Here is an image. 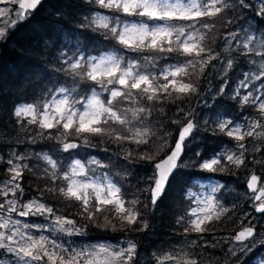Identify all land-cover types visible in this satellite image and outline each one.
<instances>
[{"label":"trees","instance_id":"trees-1","mask_svg":"<svg viewBox=\"0 0 264 264\" xmlns=\"http://www.w3.org/2000/svg\"><path fill=\"white\" fill-rule=\"evenodd\" d=\"M229 2L233 7L227 10L221 19L213 17L208 21L213 25L211 32H217L218 39H222L231 31L247 12L245 8L239 6L237 0H229ZM107 12L108 10L100 8L94 0H44L36 10L28 13L25 19L7 30L0 40V182L11 176L8 159H12L16 165L21 166L22 177L17 182L23 190L22 194L19 193L25 200H39L50 207L52 213L74 221L75 224L71 226L81 229L82 234L91 241L117 242L127 239L138 249L143 248L150 252L154 249L152 246L155 243L152 240L154 237L178 235L183 229L177 227L175 222L176 217L185 209L181 204L184 197L183 190L188 187L191 177L201 175V172H197L195 168L193 174L189 172L182 174L176 170L161 199L155 205H151L148 188L151 184L149 177L153 172V164L170 151L179 131L189 120L198 127L197 122L205 114L211 116L216 111H222L225 115H231L236 110L237 104L229 96L219 94L213 98L209 97L214 95L221 83V80H216V71L220 64L212 60L204 68L203 73L200 71V65L197 64L195 69L189 67L188 76L180 78L184 82L196 85L197 92L194 94L181 99H175V93L168 99H164L163 94H160V99L152 102L137 97L138 104L122 100L121 105L116 106L121 111L124 108L144 107L149 112L143 114V120L133 119L131 113H127L130 121L127 126L110 122L105 128L112 132V135L89 137L88 147L83 146L82 137H78L75 133L66 136L59 126L43 130L37 124H29L25 119L17 120L13 114L17 105H41L59 88L67 89L72 99L78 102H83L87 95L96 89L98 84L81 79L69 69L68 65L77 54L87 58L111 51L122 57L123 61L145 56L156 57L152 61H156L153 66L148 61L142 63L144 73L153 76L157 74L158 61L164 56L171 57V61L193 59L178 55L176 52H157L159 53L157 56L156 52H134L124 48L112 38L111 33L106 35L105 30L95 29L89 22L92 14H107ZM116 16L127 17L122 13H112L110 17ZM249 16L252 15L246 17ZM253 19L256 28L264 32V23L254 15ZM201 34L205 36V31L203 30ZM218 39L214 42L205 39L204 43L218 53L222 41ZM235 67L234 64L232 68H227L226 75L232 72L228 75L230 81L237 78L236 73H233ZM156 82L159 84V81ZM226 87L228 90L230 85ZM133 92L135 94V90ZM208 125L209 127L206 124L198 127L195 131L199 137V144L195 148L200 155L195 156L194 149L189 147L183 152L182 158L184 155L191 157L190 161L195 166L214 154L220 144L232 143L219 127ZM135 126L148 130L149 134L145 137L147 143L137 144L133 139L115 140V134L132 136ZM65 141L80 145L85 157H94L101 162L103 171L121 189V196L126 201L124 204L139 212L137 223L126 224L118 229L111 225V221L118 214L113 211L95 213L94 208L91 207L89 210L94 215L86 220L84 217L86 214L83 209L81 210V203L61 195L59 189L66 187V183L60 177L67 172L66 165L70 155L76 151V148L68 152L64 151L62 144ZM249 146L247 145V149ZM252 146L250 157L257 162V157L262 152L255 153L256 145ZM43 155L53 160L57 167L49 168ZM142 156L145 159H141ZM149 156L154 159H147ZM247 157L244 153V164L240 167L222 160L217 166L218 170L215 171L219 179L228 182L231 187L234 186L233 189H225L223 192L222 209L226 211L219 219L214 216L202 226L206 229L201 233L206 237L205 249L210 255L218 257L217 264H250V257L242 258L240 261V258H236L235 262L226 259L227 236L242 227L240 217L246 207L245 199L238 197L239 200H243H240L242 204L239 203L234 193L235 190L240 189L246 191L242 181L251 167V161L246 162ZM25 165L27 167H24ZM261 166V164L260 167L253 165L251 168L259 173L260 179L264 181V170ZM219 191L216 192L215 197H219ZM133 201L137 203L133 204ZM145 222L148 226L141 230ZM113 227L116 230H113ZM135 230L137 231L134 232ZM211 234L214 235L213 239L210 238ZM221 235L226 236L223 242L222 238H218ZM135 264L154 263L150 260Z\"/></svg>","mask_w":264,"mask_h":264},{"label":"snow or ice","instance_id":"snow-or-ice-1","mask_svg":"<svg viewBox=\"0 0 264 264\" xmlns=\"http://www.w3.org/2000/svg\"><path fill=\"white\" fill-rule=\"evenodd\" d=\"M3 2V0H0ZM94 2L102 9H107L112 13H122L127 17H139L138 22L122 21L119 16H116L115 24L113 18L107 15H96L91 20V25L95 29L105 30V34L111 33L119 45L134 52H176L178 55L192 57L183 64L171 66L165 69L161 74L164 83L157 84V77L150 74L135 71L138 64L129 61L126 65L123 64V58L114 54L101 55L100 57H89L85 62L78 59L68 65L71 72L79 76L81 79L90 80L95 84L100 85L109 92L107 102H102L97 95L93 94L86 97V103L82 105V110L76 107L79 103L75 100H70L68 95H64L60 99H55L43 105V112H39L37 107L28 104L19 106L15 109L14 115L20 117H31L28 120L29 124H37L40 129L47 130L57 126L64 129V134L71 135L75 133L78 137L83 138V146H90L89 137L93 136H108L112 135L105 125L110 122L112 124H120L127 126L130 121L127 113H131L133 119L143 120L148 109L144 107L124 108L121 111L116 107L122 100L129 101L132 104H138L140 100L146 99L149 102L158 101L160 94H163L164 99H168L176 94L175 99H181L188 95L197 92V87L194 83L184 82L180 79L189 75V67L195 69L197 64L200 65V71L203 73L204 68L212 60H218L220 57L214 53L213 49L207 47L204 43L205 36L199 33L196 28L197 22L201 23L204 28H211L213 25L204 23V18L221 19L222 15L233 7L229 0H94ZM41 0H30L29 3L20 4L21 9H35ZM241 8L249 7L245 0H239ZM3 10H0V16H3ZM27 13L21 15V19L26 18ZM264 17V8L257 13ZM151 21L150 25L148 22ZM176 21H191L190 24H177ZM159 22V23H158ZM15 25L17 22H11ZM5 35L4 30L0 29V37ZM231 39H226L225 44L230 45L233 41L237 42V47H242L246 53H254L264 59V52L258 49L264 47V40L254 41L252 35H246L244 41H239L238 35L235 32L228 33ZM225 53L229 51L228 47L223 49ZM144 59L151 63L156 57L145 56ZM234 60L226 59V67L232 68ZM261 73L256 76V79L264 77V63L260 65ZM248 74H245V80L241 81V87H247L246 80ZM112 87L109 88L108 86ZM117 85L119 87H117ZM135 90V94L133 92ZM61 93L68 90L61 88ZM220 93L225 91L224 87L219 89ZM236 96H239L237 92ZM236 98V97H234ZM250 99L255 102L257 98L252 97L251 93L244 95L240 100L241 106L249 103ZM258 111L261 116H264V102L259 103ZM150 114V113H149ZM39 117V118H38ZM230 121L219 123V129L228 137L234 138L236 141H243L246 136H252L255 130L259 127H264V124L254 122L248 126L249 130L242 131L240 125L230 127ZM195 123L189 120L185 126L179 131V137L175 142V147L171 149L170 155L155 164V172L152 177L151 187L148 189L151 196V202L155 205L163 196L168 183L171 181L175 169L178 167L177 161L181 158L186 142L192 135ZM42 134V133H41ZM147 129H136L132 136H123L115 134L114 138L117 141L133 139L137 144L147 143L145 139L148 136ZM256 135L264 136V133H256ZM63 150L68 151L75 149L78 145L74 142L62 144ZM240 149L244 148V144H238ZM200 155L199 152L196 153ZM43 159L51 165L53 169L57 167L55 162L48 156ZM145 159V157H141ZM147 159H154L149 156ZM222 160H227L229 164H234L240 167L244 164V153L231 152L220 153L214 155L210 160H205L200 164V168L207 172L217 171V166ZM12 164V161H8ZM88 164L98 165L103 167L100 161L95 158L90 159ZM24 167H27L26 165ZM222 170V169H221ZM13 175L11 180L6 183L18 181L22 177L21 166L17 165L9 169ZM77 176L86 177L85 165L80 160H75L70 168V172H65L62 178L66 181V187L59 189L61 195L66 199L75 200L81 203L83 210L88 213L89 219L94 215L89 210L90 206L94 208L95 213L104 211H113L116 214H123L122 221L128 225H133L138 222L139 212L124 207V201L121 196V189L116 184L107 181L105 183H95L91 181L76 179ZM259 177L252 175L248 181L247 187L254 194V200L260 203L255 205L257 213L264 214V186L257 188ZM216 188L213 187V191ZM23 192L19 183H15L13 189ZM7 195V193H4ZM137 203L136 201L132 202ZM7 209L8 217L0 218V229H10L8 233L0 231V249H4L8 253H12L20 264H34V262L44 261V264H131L136 255V245L129 241V247L119 250H113L111 246L100 245L94 246L91 249H67L55 241L49 240L48 237L40 236L35 238L30 234L22 232L19 220H12L10 214L17 213L19 216H28L30 214L52 213V209L42 203H37L35 200L29 201L22 205V210L17 211L16 201H9ZM110 206V207H105ZM218 205L213 199L207 201V209H202L205 213L203 216H197V219L192 220L191 230L197 233L204 232L206 229L202 227L206 220H211L213 216L219 219L220 215L226 211L221 209L216 212ZM4 205L0 204V210ZM192 215L196 216V209L192 210ZM59 231L66 232L68 235H80L82 230L74 227L66 228L65 225H74L75 222L63 217H57ZM11 226V227H10ZM147 223L143 225L147 228ZM29 227V225H24ZM39 227V226H35ZM113 230H116L113 227ZM187 231V229H186ZM255 235L254 227H245L237 232L233 239L243 243ZM19 237V241H17ZM7 241V243L5 242ZM16 246L13 247L12 245ZM50 246V247H49ZM247 250L243 248L242 251ZM234 255V250H229ZM164 259L174 260L175 257L165 255ZM0 264H4L0 260ZM158 264L160 262L158 261ZM185 264H197L195 259L186 261Z\"/></svg>","mask_w":264,"mask_h":264},{"label":"rangeland","instance_id":"rangeland-1","mask_svg":"<svg viewBox=\"0 0 264 264\" xmlns=\"http://www.w3.org/2000/svg\"><path fill=\"white\" fill-rule=\"evenodd\" d=\"M239 2V0H237ZM248 5H253L249 7H244L247 12L242 15L241 21L233 27L231 32H235L238 35L239 41L242 43L245 39L246 35H252L254 37V41L256 40H264V32L262 29L258 30L256 28V22L253 19V15L259 18L261 22L264 23V17L257 15V13L261 10V8H264V0H245ZM18 0H3V2H0V10H3L4 15L0 16V29L4 30V33H7V30H10L13 28V24L11 23L13 20H15L17 23L21 20L20 16V10L16 7ZM107 10V9H106ZM112 12L108 10L107 14L105 13H94L89 17V22H91L93 16L96 15H107L111 16ZM248 15H252L249 17H246ZM112 18V17H111ZM127 18V20H125ZM122 21L127 22H138L141 18L139 17H125L120 18ZM204 23H208L210 18H204ZM150 25L152 24L151 21L148 22ZM159 23V22H158ZM177 24H190L191 21H176ZM91 24V23H90ZM113 24H115V19L113 18ZM196 28L199 29V33L201 34L202 31H205V39L209 42H214V40H217V32H211L212 28H204L201 26L200 22H197ZM228 33L222 38L218 40L221 41L220 48L218 50L219 59L215 60L220 64V67H218L216 71V80H221V83L216 88L214 95H209V97L213 98V96H219V94L230 97L232 101H235L237 106L235 105L236 110L233 111V113L230 115H225L222 111H216L211 116L204 115L200 121L197 122L198 127H201L206 124L207 127H209L208 124L211 126L219 127V123L224 121H230V127H235L236 125L241 126L242 131L249 130L248 126L254 122H259L264 124V116H261L258 111V105L259 103L264 102V77H261V79H256L255 77L260 75L261 68L260 65L264 63V59L261 58V56H257L254 53H246V50H244L242 47H237V42L233 41L232 44L226 45L225 40L231 39L230 36H228ZM223 34V33H222ZM221 34V36H222ZM5 36V35H4ZM3 36V37H4ZM220 36V37H221ZM0 37V40L3 38ZM225 47L229 48V51L225 53L223 49ZM259 51L264 52V47H261L258 49ZM215 53V52H214ZM107 54H114V52L107 51L104 53L99 54L96 57H100L101 55H107ZM159 53H155L157 55ZM158 56V55H157ZM89 57L82 58L80 54H77L73 57L72 62H75L78 59H82L85 62L87 61ZM232 58L234 60V64L236 65L235 71L233 73H236L237 78L233 81L229 80L228 75L232 72H230L228 75H226L227 67H226V59ZM131 62L138 64L139 67L135 69V71L144 73L145 69L142 66V63H145L146 60L144 57L132 58L130 60ZM129 61H123V64L126 65ZM182 59H176L175 61H171V57L164 56L158 61L157 65V74L155 75L157 77V81H159V84L164 83L162 78V73L165 69H169L171 66L183 64ZM152 66L156 64V61L150 63ZM233 64V65H234ZM245 74H248V78L246 80L247 87H241V81L245 80ZM153 76V75H151ZM226 77V79H225ZM216 81V82H217ZM227 85H230V88L227 90ZM109 88L112 86L109 85ZM117 87H119L117 85ZM221 87H224L225 91L223 93H220L219 89ZM61 89V88H59ZM57 89L53 94L50 96L48 100H46L41 105H34L37 107L39 112H43V105L45 103L51 102L55 99H60L64 95H68L70 100L72 99V96L69 91L65 93H61ZM239 93V96L237 97L236 94ZM251 93L252 97L257 98L255 102H252L250 99L249 103L244 104L241 106L240 100H242L244 95H247ZM97 95L98 98L106 103L107 99L109 98V92L106 91L103 87L97 85L96 89H94L92 92H90L88 96L91 95ZM105 96V97H103ZM236 97V98H234ZM76 101V100H75ZM86 103V99L83 102H79L76 104L77 108H80L82 110V105ZM209 103V102H208ZM121 105V103L117 104L116 106ZM19 106L23 105H17L15 109ZM15 109L13 111V114L15 112ZM249 111V112H248ZM15 116V115H14ZM232 116V117H231ZM16 117V116H15ZM31 117H16L17 120H28ZM39 118V117H38ZM197 126L194 128L192 135L188 138L186 142V150L187 149H194L193 154L196 156L197 148L196 145L199 144V137L197 135L196 129ZM60 129H63L61 126H59ZM136 129H139L138 127H134L132 130V134L135 132ZM64 130V129H63ZM256 133H264V127H259L255 130L252 136H246L243 141H236L234 138H230L232 140V143L230 144H220L217 149L215 150V153L212 154L210 157H207L201 162H198L197 165L190 161L191 157H187V155H184V158H181L179 166L177 170L179 172L183 173H191L193 174L194 168L197 172H201V175H194L190 178V183L187 188L183 190V201H182V207L185 209L182 211V214L176 217V223L177 227L183 228L181 231H179L178 235H168L166 237H154L152 240L155 241L153 243V251L147 252L145 249L140 248L138 249L136 247V255L131 264L135 263H142L144 261H150L152 260L154 264H158V261L160 264H185L186 261L195 259L197 261V264H217L218 257L214 255H210L208 251H206V245L205 243V236L201 233H197L195 231L191 230V221L197 219V216H203L205 213H202V209H207V201L211 198L214 200V202L218 205L216 208V212L219 213L222 209V203H223V192L225 189H233L234 186H230L228 182H225L219 179V175L216 172H207L200 168V164H202L205 160H210L214 155L220 154V153H239L243 152L246 153L247 161H251V167L253 165H258L260 167V164L262 165L261 168L264 170V136L256 135ZM70 141H65L63 143H67ZM243 143L244 148L240 149L238 147V144ZM253 144L256 145V148L254 149V152L257 153L258 151L262 152L257 157V162H254V160L251 159V151L253 149ZM247 145L249 146V149H247ZM252 146V147H251ZM189 147V148H188ZM10 154V153H9ZM84 152L81 149L80 145L76 148V151L70 155V159L68 161V164L66 165L67 172H70V168L75 160H80L82 164L85 165V172L86 177H80L77 176L76 179L80 180H87L95 183H105V178H107V181L112 182V179L110 176L107 175L106 172L103 171V167H100L98 165H91L87 162L90 159H93L94 157H85ZM45 155H43L44 157ZM11 160L12 164H9L8 166L10 168L17 166L12 159H8V161ZM97 160V159H96ZM18 161V160H17ZM99 161V160H98ZM227 161V160H226ZM46 162V161H45ZM191 165L193 168H191ZM234 165V164H233ZM49 168H52L51 165L48 164ZM250 167L248 173L243 177V184H245L246 179L248 178V175L251 173H255V170H253ZM9 168V169H10ZM254 171V172H253ZM10 175L12 176L13 173L9 171ZM64 175V173L61 175V177ZM153 172L151 173V177L153 176ZM259 176V173L257 174ZM11 176L9 178L4 179L0 182V204L4 205V208L0 210V218H7L8 212L7 209L9 207L8 202L9 201H16L17 211L22 210V205L27 204L29 201L35 200L37 203L43 202L33 199V200H25L23 196L19 193V191H16L15 194L11 189H13L14 184L18 183L17 181H13L11 183H6L11 180ZM260 178V177H259ZM261 180V179H260ZM260 185L264 186V181H260ZM66 183V181H65ZM113 183V182H112ZM152 183V180H151ZM151 185V184H149ZM150 187V186H149ZM213 187L216 188L215 191H213ZM149 189V188H148ZM220 190V191H219ZM219 191V197H215L216 192ZM4 193H7L5 195ZM234 196L239 198L245 199V208L243 209V213L241 214V224L242 227H254L255 229V235L253 238H250L249 240L244 241L243 243H235L232 240L233 234L230 236H227V260H231V262H235L236 258H240L239 261L242 258L250 257L249 261L250 264H264V214L259 213L258 215L255 214V205L260 203L259 201L254 204L252 202V195L247 194L244 189L235 190ZM239 200V199H238ZM243 201L242 199H240ZM238 201L239 203H243L241 201ZM124 203L126 201L123 199ZM45 205V204H44ZM82 206V205H81ZM91 207V206H90ZM125 208H131L124 204ZM92 208V207H91ZM83 208L81 207V210ZM196 209L197 215H192V210ZM83 212L86 214L85 219L88 220L89 216L88 213L83 210ZM123 214L115 215L116 217L111 221V225L116 226L118 229L123 228L127 223L122 221ZM12 220H19L21 223L17 227H20L22 232H25L27 234L32 235L35 238H39L40 236L48 237L49 240L55 241L58 244H61L64 248L67 249H91L94 246H100V245H106L111 246L113 250H119L120 248H128L129 247V241L127 239H122L117 242H103L100 240L91 241L83 234L80 235H68L66 232L59 231V225L57 224L56 220L57 216L55 213H44V214H30L28 216H19L17 213H11L10 214ZM214 217V216H213ZM64 218V217H63ZM69 220V219H68ZM206 220L205 223H207ZM0 222H3L2 219H0ZM24 225H29V227H24ZM39 226V227H35ZM203 226V225H202ZM11 227V226H10ZM66 228L72 227L71 225H65ZM187 229V231H186ZM0 231H4L8 233L10 229H0ZM135 230L134 232H136ZM224 236V235H223ZM218 236V238H222L223 240L226 239V236L223 237ZM210 238H214V235L211 234ZM17 241H19V237L16 238ZM161 240V241H160ZM165 241V242H163ZM7 243V241H5ZM165 243V244H164ZM134 244V243H133ZM13 247L16 245L13 244ZM50 247V246H49ZM243 248H246L247 250L242 251ZM234 250L235 254L233 255L232 252L229 250ZM209 250V249H207ZM171 255L174 256V260H166L164 259L165 255ZM225 258V257H224ZM0 260L4 261V264H20L19 261L16 260L14 255L12 253L6 252L4 249H0ZM238 261V262H239ZM34 264H44V261L40 262H34Z\"/></svg>","mask_w":264,"mask_h":264},{"label":"water","instance_id":"water-1","mask_svg":"<svg viewBox=\"0 0 264 264\" xmlns=\"http://www.w3.org/2000/svg\"><path fill=\"white\" fill-rule=\"evenodd\" d=\"M43 0H41V2H42ZM30 2V0H19V3H18V8H20V4L21 3H24V4H27V3H29ZM39 6V5H38ZM37 6V7H38ZM36 7V8H37ZM35 8V9H36ZM21 9V8H20ZM35 9H21V11H22V14H24L25 12H32L33 10H35ZM178 137H179V133H178V135H177V138H176V140L178 139ZM176 140H175V142H176ZM175 142H174V144H173V146L171 147V149H173L174 147H175ZM171 149H170V151H171ZM71 150H74V149H70V150H68V151H71ZM68 151H66V152H68ZM170 151L163 157V158H161L160 160H158L157 162H155L154 164H153V174H154V172H155V164L156 163H158V162H160L161 160H163L164 158H166V156L167 155H170ZM182 157V156H181ZM181 159V158H180ZM180 159L177 161V164H178V166H179V161H180ZM178 168V167H177ZM177 168L175 169V171L177 170ZM174 171V172H175ZM252 175H256V174H250L249 176H248V178L246 179V181H245V184H244V187H245V189H246V191H247V193H249V194H253V192L252 191H250L249 189H248V187H247V184H248V181H249V179L251 178V176ZM257 176V175H256ZM258 177V176H257ZM153 183V182H152ZM152 185V184H151ZM257 188H259V182L257 183ZM149 198H150V203L152 204V202H151V196H150V192H149ZM252 202L253 203H257L258 201H255L254 200V194H253V199H252ZM254 212H255V214H259V213H257L255 210H254ZM245 228V227H244ZM243 229V228H242ZM242 229H240V230H237L235 233H234V235L237 233V232H239V231H241ZM250 239V238H249ZM249 239H247V240H249ZM233 240V242H235V243H240V242H237V241H235L234 239H232Z\"/></svg>","mask_w":264,"mask_h":264},{"label":"flooded vegetation","instance_id":"flooded-vegetation-1","mask_svg":"<svg viewBox=\"0 0 264 264\" xmlns=\"http://www.w3.org/2000/svg\"><path fill=\"white\" fill-rule=\"evenodd\" d=\"M18 3H19V0H18V2H17V4H16V7H17V8H18ZM39 5H41V4H39ZM38 7H39V6H38ZM38 7H37V8H38ZM37 8H36V9H37ZM18 9L20 10V16H21V15H22V11H21L20 8H18ZM36 9H35V10H36ZM26 13H27V15H28L29 12H26ZM21 20H22V19H21ZM21 20H20V21H21Z\"/></svg>","mask_w":264,"mask_h":264}]
</instances>
